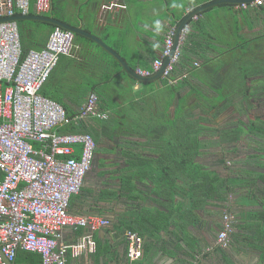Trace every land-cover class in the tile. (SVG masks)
Returning a JSON list of instances; mask_svg holds the SVG:
<instances>
[{
  "label": "crops",
  "instance_id": "crops-1",
  "mask_svg": "<svg viewBox=\"0 0 264 264\" xmlns=\"http://www.w3.org/2000/svg\"><path fill=\"white\" fill-rule=\"evenodd\" d=\"M55 1L52 10L43 15L82 24L137 71L152 69L171 26H178L188 14L214 0H120L126 7L113 9L104 8L110 0H72L70 14L62 18L49 15L55 11ZM31 4L29 14H36L34 0ZM187 25L189 38L181 46L192 60L187 67L179 63L175 70L179 79L174 84L163 77L137 80L121 65L106 79L102 62L88 54L97 47L85 46L81 38L82 43L75 42L72 55L62 56L52 73L53 98L73 113L96 89L102 95L106 89L114 96L120 114L132 106L119 137L113 141L105 136L100 142L106 145L102 149L112 150L107 152L110 156L103 154L102 162L100 157L95 159L81 192L72 197L70 211L98 213L112 220L111 226L96 231L65 229L62 244L82 242L87 235L96 243L94 251L87 248L78 256L68 251V257L78 264H264V162H238L231 167L198 158L193 163L214 178L206 185L205 175L191 170L188 159L189 151L205 157L208 152L221 156L232 149L227 131L211 130L204 137L198 131L199 122L212 104L223 98L230 103L236 88L246 95L250 77L264 71V60L256 64L246 58L239 60L248 53L246 40L264 38V5L243 10L221 4L194 15ZM260 55L263 58L264 52ZM85 62L93 67L84 69ZM78 64L82 69L75 67ZM82 83L93 87L79 94ZM102 99L100 95L99 108L118 118L100 106ZM217 110L212 112L217 115L221 109ZM191 135L198 136L197 142H191ZM235 147L240 148L241 143ZM225 213L233 216L226 247L218 238ZM127 230L144 239V254L134 263L127 256ZM98 248L102 251L96 256Z\"/></svg>",
  "mask_w": 264,
  "mask_h": 264
},
{
  "label": "built area",
  "instance_id": "built-area-1",
  "mask_svg": "<svg viewBox=\"0 0 264 264\" xmlns=\"http://www.w3.org/2000/svg\"><path fill=\"white\" fill-rule=\"evenodd\" d=\"M32 0H0V18L29 14ZM264 4V0L241 3L237 8ZM53 0H34L36 14L52 10ZM125 8L120 0H110L104 8ZM177 26L165 34L162 53L152 69H137L149 76L158 71L172 52ZM191 28L185 25L180 44L162 77L169 84L179 78L175 70L181 60L180 46ZM76 34L56 26L46 44L24 52L18 21L0 22V264H12L21 250L37 252L43 264H78L68 257L80 255L96 243L87 235L82 242L61 243L66 228L96 231L112 225L98 213L70 211L72 197L82 190L93 167L97 143L91 133L61 132L89 117L110 118L99 108V96L91 92L75 115L68 114L58 100L42 93L62 56H71ZM198 65V63H196ZM182 78V76L180 77ZM233 216L225 213L218 238L229 245ZM130 263L142 258L144 239L134 230L125 233Z\"/></svg>",
  "mask_w": 264,
  "mask_h": 264
},
{
  "label": "trees",
  "instance_id": "trees-1",
  "mask_svg": "<svg viewBox=\"0 0 264 264\" xmlns=\"http://www.w3.org/2000/svg\"><path fill=\"white\" fill-rule=\"evenodd\" d=\"M53 2H54V0H53ZM227 5L235 6V4H227ZM26 22H30V21H19L18 22L24 52L28 51L31 48H41V46L43 44L45 45L48 38H49L50 33L56 27V25L43 22L46 25V27L44 28L43 31H41V34L39 36L38 35L32 36V29L25 24ZM77 38H79V39L81 38L83 40V42H85L84 43L85 46H90V48L95 46V47L100 49L102 54L107 56V57H105L104 55H101V58L98 60V62H102V67L107 70L106 79L112 78V76L119 71V69L121 68L120 63L118 61H116L115 58L112 57L108 52H106L104 49H102L98 44H96L92 40H90L86 37H83L81 35H77ZM253 42L255 43V46L252 48L251 44H253ZM245 43H246V46H244V48L246 50H248V53H247L248 55L245 54V55L239 56V60H243V62H244V58L250 59V60H253L254 64L262 62V60H264V57L262 58L260 54H262L264 52V38L256 37L253 40H246ZM184 48L182 49V46H181V60L179 63L182 64L183 66L187 67L191 64L190 61L192 59L190 56L186 55V52H183ZM251 50L253 52H251ZM260 52H262V53H260ZM88 54L93 55V50H91V49L88 50ZM186 58H187V60H186ZM82 66L86 70L93 67L91 64H88L86 62ZM96 66H95V68H96ZM244 73H245V71H244ZM247 74L248 75L250 74L249 70H248ZM52 84H53V74L51 75L50 79L48 80V82L43 87L42 93H44L45 95H48L52 98L53 97L55 98V96L53 95V92H52ZM92 87L93 86L87 87L85 89L86 93ZM232 89L234 90L235 88L233 87ZM232 89H231V91H232ZM104 91H105V93H103V95H102L100 93V91H98V89H96V93L100 94L101 97L103 96V99L100 102V106L104 109L111 110L115 115L116 114L119 115V116H117L118 118H114L112 116L109 120H100L97 118L89 117L85 120H82L79 124L72 123L69 126L63 127L60 129V131L61 132L91 133L96 140L97 146L100 145V142L103 140V137L105 138V136H107L108 139L115 141L119 137L120 133L123 130V125L125 123L124 121L129 115V114H127V112H129L132 109V106L129 105V108L127 107L124 110V111H127L126 114H124V115H123V113L120 114V110H119L120 108H119L118 104L114 101V99H113L114 96H112L109 92H106V89H104ZM62 104L67 109V112L69 115H71V116L75 115V113H73L72 110L66 104H64V103H62ZM119 118L121 120H119ZM177 121L178 120H176V122ZM176 124L177 123H175V125ZM126 125L130 126V124H126ZM197 138H198V136H193V135L190 136V140L193 143L197 142ZM99 149H100V147H97L96 155H97V152ZM196 153L197 152H194V151L188 152V159H189V163H190V168H191V170H195V173L197 172V170L200 171V176H202V174H204L205 175L204 178L206 181L205 183L207 185V183L209 181L211 183L214 180V178L212 176H209L208 171H204V172L201 171L202 167L200 165L193 164V161L196 158ZM130 154L133 155V153H130ZM186 158H187V156H184L185 160H186ZM179 160H180V158H179ZM94 161H95V159H94ZM219 193H220L219 196L222 197L223 194L221 192H219ZM208 195H209V192H208ZM101 251H102V248H98L96 250V256L98 254H100ZM22 261L26 262L28 264H43L42 256L39 253L33 252V251H25V250L19 251L15 262H17V264H20V262H22Z\"/></svg>",
  "mask_w": 264,
  "mask_h": 264
},
{
  "label": "flooded vegetation",
  "instance_id": "flooded-vegetation-1",
  "mask_svg": "<svg viewBox=\"0 0 264 264\" xmlns=\"http://www.w3.org/2000/svg\"><path fill=\"white\" fill-rule=\"evenodd\" d=\"M254 74L250 77L246 95L241 94L240 89H235L230 103L223 98L221 102L212 104L208 114H203L199 122L198 131H203L201 136L204 137H208L211 130L219 133L227 131V135L232 138L231 145L229 144L232 149L223 152L221 156L208 152L202 157L200 153L195 160L200 158L203 162L230 164L231 167L236 166L238 162H264V156L252 155L253 150L262 152L264 148V71L257 76L256 72ZM213 108L221 111L215 115V111L212 112ZM237 143H241L240 148L235 147ZM251 146H255L256 149H251Z\"/></svg>",
  "mask_w": 264,
  "mask_h": 264
},
{
  "label": "water",
  "instance_id": "water-1",
  "mask_svg": "<svg viewBox=\"0 0 264 264\" xmlns=\"http://www.w3.org/2000/svg\"><path fill=\"white\" fill-rule=\"evenodd\" d=\"M254 0H214L212 2L207 3L204 6L199 7L197 10H194L190 14H188L177 26L176 33H175V39L174 44L172 47V52L169 56L166 57L164 65L156 71L154 74L145 76L140 73H138L132 66L128 64V62L124 59V57L117 52L113 47H111L103 38H101L99 35L94 34L88 30H86L83 25H73L71 23L65 22L63 20H60L58 18H55L54 16H46V15H40V14H17L13 17H4L0 18V22L9 21V20H30V21H41V22H47L56 26H60L64 29L71 30L77 35L85 36L91 40H93L96 44L101 46L106 52H108L110 55H112L122 66L123 71L127 72L128 74L132 75L135 79L140 81H153L156 79H159L166 68V66L169 64L171 58L175 54L179 44H180V35L183 27L187 25L190 18L194 15L198 14L199 12H202L205 9L218 6L221 4H239L244 2H252ZM12 264H16L13 262Z\"/></svg>",
  "mask_w": 264,
  "mask_h": 264
},
{
  "label": "rangeland",
  "instance_id": "rangeland-1",
  "mask_svg": "<svg viewBox=\"0 0 264 264\" xmlns=\"http://www.w3.org/2000/svg\"><path fill=\"white\" fill-rule=\"evenodd\" d=\"M80 3H83L84 2V0H78ZM91 1H94V2H96V0H91ZM253 2V1H252ZM252 2H245V3H252ZM55 4H56V8H55V11L54 12H52V13H49V15H55L56 17H60V18H62V17H66V16H68L70 13V7H73V2H72V0H56L55 1ZM239 4H241V3H239ZM239 4H235V6L237 7V5H239ZM264 5V4H263ZM260 6H262V5H260ZM260 6H253V7H249V8H239V9H243V10H252V9H254L255 7L256 8H258V7H260ZM76 13H77V9H76ZM72 21V20H71ZM27 26H29L31 29H32V36H35V35H40L41 34V31H43L44 30V28L46 27V25L43 23V22H38V21H30V22H26L25 23ZM76 44H77V42L78 43H82V41L80 40V39H77V37H76ZM75 49V48H74ZM94 51H93V55H91L92 56V58H94L95 59V61H98L100 58H101V55H102V53L99 51V49H97V48H94L93 49ZM179 66V65H178ZM177 66V67H178ZM75 67L76 68H81L80 67V65L78 64V65H75ZM82 69V68H81ZM64 70V69H63ZM239 72H241V71H239ZM86 74V73H85ZM162 77V76H161ZM82 86H79L78 87V90H79V94H80V90H85V88H87V83L84 85L83 83L81 84ZM84 85V86H83ZM85 87V88H84ZM242 88H244V87H242ZM248 87H246V89H247ZM236 89H238V88H236ZM239 98V97H238ZM208 112H209V109L207 110V111H203L202 112V115L203 114H208ZM111 118V117H110ZM109 118V119H110ZM109 119H107V120H109ZM156 122H158V120H156ZM194 128H195V126H194ZM100 146V148L101 147H106V145H103V144H100L99 145ZM96 150H97V147H96ZM107 152H112V150H109V149H107V148H104V149H99L98 150V152H97V155L95 156V159H97V158H101V162L103 161V154H106ZM262 152H264V148H263V151ZM261 151H259V150H257L256 149V151H252V155H256V156H264V153H262ZM109 153H107L106 154V156L105 157H109L110 156V154ZM219 155V154H218ZM194 164V163H193ZM230 165V164H229Z\"/></svg>",
  "mask_w": 264,
  "mask_h": 264
}]
</instances>
